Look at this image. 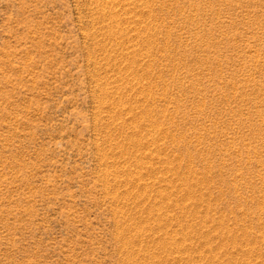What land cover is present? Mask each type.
<instances>
[{"label":"rangeland","instance_id":"rangeland-1","mask_svg":"<svg viewBox=\"0 0 264 264\" xmlns=\"http://www.w3.org/2000/svg\"><path fill=\"white\" fill-rule=\"evenodd\" d=\"M0 264H264V0H0Z\"/></svg>","mask_w":264,"mask_h":264}]
</instances>
